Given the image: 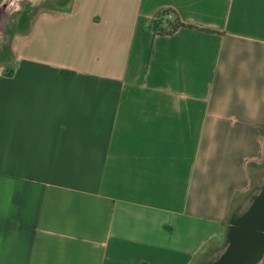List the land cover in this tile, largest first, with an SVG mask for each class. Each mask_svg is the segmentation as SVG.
<instances>
[{"label":"crops","instance_id":"0c3cea01","mask_svg":"<svg viewBox=\"0 0 264 264\" xmlns=\"http://www.w3.org/2000/svg\"><path fill=\"white\" fill-rule=\"evenodd\" d=\"M160 10L192 28L154 35ZM12 51L0 264H203L220 250L264 175V0H64Z\"/></svg>","mask_w":264,"mask_h":264},{"label":"water","instance_id":"95a60500","mask_svg":"<svg viewBox=\"0 0 264 264\" xmlns=\"http://www.w3.org/2000/svg\"><path fill=\"white\" fill-rule=\"evenodd\" d=\"M32 0H2L0 31L9 15ZM210 264H262L264 261V175L251 197L230 218L225 239Z\"/></svg>","mask_w":264,"mask_h":264},{"label":"rangeland","instance_id":"374dc122","mask_svg":"<svg viewBox=\"0 0 264 264\" xmlns=\"http://www.w3.org/2000/svg\"><path fill=\"white\" fill-rule=\"evenodd\" d=\"M64 0H32L30 4V13L25 19L18 18L19 16L13 14L8 19V42L6 51L0 56V74L4 75L6 69H13L14 66V53L12 45L16 35L25 33L29 30L35 14L41 10H50L62 4ZM261 182V178L257 180V184ZM256 184V185H257ZM264 264V261L263 263Z\"/></svg>","mask_w":264,"mask_h":264},{"label":"trees","instance_id":"16d2710c","mask_svg":"<svg viewBox=\"0 0 264 264\" xmlns=\"http://www.w3.org/2000/svg\"><path fill=\"white\" fill-rule=\"evenodd\" d=\"M168 17H171V19L169 20ZM149 28L153 32L154 35H170L181 28L191 29L192 27L182 24L174 11L160 10L155 14L154 18L150 21ZM203 31L211 32L208 30H203ZM12 75H13V69H6V71L4 72V76L6 77H11ZM251 195L249 197H251Z\"/></svg>","mask_w":264,"mask_h":264},{"label":"flooded vegetation","instance_id":"af4514ba","mask_svg":"<svg viewBox=\"0 0 264 264\" xmlns=\"http://www.w3.org/2000/svg\"><path fill=\"white\" fill-rule=\"evenodd\" d=\"M1 2L2 0H0V3ZM29 13H30V5H28L27 7H23L22 9L13 11L9 15V17H11L13 14H16L19 16L18 18L25 19ZM9 17L7 18L5 28L0 31V56L6 51V48H7V42H8V37H9V33H8ZM211 259H212V256L206 259L203 264H210V262H212Z\"/></svg>","mask_w":264,"mask_h":264}]
</instances>
